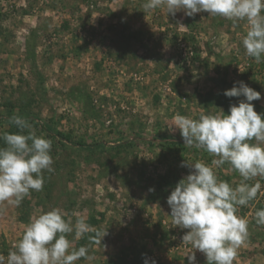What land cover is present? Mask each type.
Returning <instances> with one entry per match:
<instances>
[{
    "label": "rangeland",
    "instance_id": "obj_1",
    "mask_svg": "<svg viewBox=\"0 0 264 264\" xmlns=\"http://www.w3.org/2000/svg\"><path fill=\"white\" fill-rule=\"evenodd\" d=\"M144 2L0 0V133L18 131L12 116L27 119L52 141L55 169L19 206L0 202L5 258L33 217L59 207L92 226L79 239L69 234L75 248L106 232L101 244H91L94 259L75 264H188L192 251L195 264H207L183 243L188 230L173 225L167 197L192 170L182 165L213 157L189 148L170 127L176 114H228L245 99L223 94L239 81L261 93L252 103L264 113V62L246 55V21L145 11ZM55 131L88 147L59 140ZM215 170L233 186L241 180L227 164ZM259 208L264 187L238 210L249 236L234 264H264Z\"/></svg>",
    "mask_w": 264,
    "mask_h": 264
},
{
    "label": "clouds",
    "instance_id": "obj_2",
    "mask_svg": "<svg viewBox=\"0 0 264 264\" xmlns=\"http://www.w3.org/2000/svg\"><path fill=\"white\" fill-rule=\"evenodd\" d=\"M166 8L173 16L183 10L186 16L207 12L220 16L234 25L246 21L248 28L242 45L248 57L264 62V0H145V11ZM238 85V86H237ZM226 97H244L238 104H230L228 114L201 112L198 118L176 114L173 132L178 128L184 144L202 149L213 157L208 164L202 160L186 165L192 169L177 182L167 204L172 223L188 231L182 236L184 244L202 252L207 264H234L238 250L249 236L248 220L238 215L262 192L258 177L264 178V113H258L255 100L261 93L243 81L223 93ZM18 131L0 133L5 142L0 147V202L19 206L32 191H42L45 173L55 171L51 155L52 141L37 135L27 119L19 115L10 118ZM175 126V127H173ZM27 130V134L25 131ZM229 165L241 180L233 186L219 178L216 168ZM154 191V189H149ZM256 223L264 225V208L255 211ZM93 231L83 215L68 216L61 208L33 217L25 226L22 238L0 264H75L84 258L92 261L91 244H101L106 232L89 235V244L75 248L69 234L76 239ZM188 264H195V254L187 256ZM144 264H156L145 259Z\"/></svg>",
    "mask_w": 264,
    "mask_h": 264
},
{
    "label": "trees",
    "instance_id": "obj_3",
    "mask_svg": "<svg viewBox=\"0 0 264 264\" xmlns=\"http://www.w3.org/2000/svg\"><path fill=\"white\" fill-rule=\"evenodd\" d=\"M53 136H54L55 138L59 139V140L65 139L66 141H68V142H70V143H75V144H77V145H79V146H84V147L87 146L83 140H81V139H80V140H77V141L72 140L70 136H68V135H63V133H60V132H58V131L53 132ZM87 147H88V146H87Z\"/></svg>",
    "mask_w": 264,
    "mask_h": 264
}]
</instances>
